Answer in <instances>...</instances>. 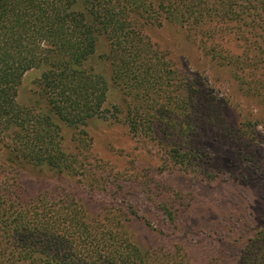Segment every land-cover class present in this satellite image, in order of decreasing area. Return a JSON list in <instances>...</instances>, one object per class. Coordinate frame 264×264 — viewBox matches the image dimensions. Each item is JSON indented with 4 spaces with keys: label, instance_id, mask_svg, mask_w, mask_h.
Masks as SVG:
<instances>
[{
    "label": "trees",
    "instance_id": "16d2710c",
    "mask_svg": "<svg viewBox=\"0 0 264 264\" xmlns=\"http://www.w3.org/2000/svg\"><path fill=\"white\" fill-rule=\"evenodd\" d=\"M166 24L243 76L264 66V0H0V264H187L176 249L138 243L129 227L140 218L131 207L92 214L65 186L101 182L86 128L121 112L133 135L166 138L175 163L203 165L194 117L217 113L222 102L206 95L205 77L185 76L152 42L148 28ZM228 43L248 51L235 53ZM34 69L41 70L44 110L18 101ZM112 88L122 92L124 108L108 106ZM64 126L83 134L75 152L65 148ZM26 166L51 172L56 184L29 194L20 174ZM159 210L175 224L167 204ZM254 240L237 264H264V238Z\"/></svg>",
    "mask_w": 264,
    "mask_h": 264
},
{
    "label": "rangeland",
    "instance_id": "374dc122",
    "mask_svg": "<svg viewBox=\"0 0 264 264\" xmlns=\"http://www.w3.org/2000/svg\"><path fill=\"white\" fill-rule=\"evenodd\" d=\"M146 32L185 76L205 77L206 95L222 102L215 105L219 112L194 117L203 165L185 169L175 163L166 138L133 135L121 112V119H98L86 128L87 150L101 182L69 180L65 186L92 214L111 205L131 207L140 219L129 230L143 248L176 249L187 264H237L244 247L264 238V66L243 76L235 66L213 59L178 25L150 26ZM247 46L226 45L238 54ZM98 70L110 76L105 62ZM40 75L39 69L25 75L20 104L45 109ZM125 104L122 92L112 88L108 106ZM62 135L65 148L75 152L80 130L64 126ZM20 174L29 194L56 184L51 172L39 168L26 166ZM161 204L174 212V225L165 221Z\"/></svg>",
    "mask_w": 264,
    "mask_h": 264
}]
</instances>
